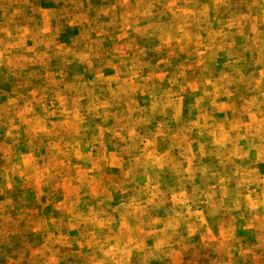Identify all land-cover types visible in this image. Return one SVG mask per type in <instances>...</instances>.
I'll list each match as a JSON object with an SVG mask.
<instances>
[{"label": "rangeland", "instance_id": "rangeland-1", "mask_svg": "<svg viewBox=\"0 0 264 264\" xmlns=\"http://www.w3.org/2000/svg\"><path fill=\"white\" fill-rule=\"evenodd\" d=\"M251 27L217 0H0V157L31 143L60 172L50 184L74 178L52 203L34 181L24 189V232L11 235L28 217L0 214V264L39 257L49 235L68 238L54 250L73 264H124L125 252L127 264H264V25ZM233 67L243 80L232 82ZM120 112L137 126L120 131ZM77 199L71 214L92 216L70 228ZM187 212L210 227L179 223ZM85 230L111 237L104 250L71 243Z\"/></svg>", "mask_w": 264, "mask_h": 264}, {"label": "clouds", "instance_id": "clouds-1", "mask_svg": "<svg viewBox=\"0 0 264 264\" xmlns=\"http://www.w3.org/2000/svg\"><path fill=\"white\" fill-rule=\"evenodd\" d=\"M83 2H86V0H72V8L74 9H80L83 6ZM128 4V0H117V6H125ZM221 4H223V7L225 11L228 12L230 17L232 18L233 22L240 23L243 22L244 24L251 23V31L256 32L257 26L264 25V0H217V7H219ZM91 5H89V8ZM139 5H136V8L139 9ZM153 5L149 4L148 8H152ZM143 14V13H141ZM151 15V13H148ZM49 15H53V13H49ZM163 15V13H161ZM221 23H223L221 21ZM230 27V25H228ZM49 31L47 21H45V24L43 28H38L36 31V35H42L43 33H46ZM163 31V29H162ZM258 35L262 38H264V32L258 33ZM85 39L87 37L85 36ZM154 51H158V49H153ZM8 51V48L6 47L4 49V52H0V55L6 54ZM88 55L95 56L97 55L96 49L88 46ZM239 61V58L237 62ZM257 63H264V57H262L261 61H257ZM147 66V65H145ZM241 70L239 67H233V74H232V82H239L240 80H243V77L240 74ZM180 76H183V73H180ZM150 79V78H149ZM260 80H264V70L260 73ZM175 79L172 81V83H175ZM248 88H253L260 86V81L254 80V78H249L247 81ZM156 85H151V88L155 89ZM171 91V90H169ZM260 95L264 96V87L260 88ZM153 108L156 107V97L153 93ZM164 105V107H167V104L164 103L163 100L160 101ZM142 113L146 110H138ZM114 118L117 119V127L122 132H127L130 128H135L137 124L139 123V120H133L130 113L128 115H125L123 112L120 113H114ZM145 121L148 119L147 116L143 117ZM11 124V121L9 122ZM19 124H11V127H9L8 134L13 136V145L11 146V150L15 152L16 147V141L19 137V133H15L13 135V128H19ZM55 127V126H54ZM27 131V129H26ZM142 142V140H141ZM130 148H136L138 147V144H136L135 140H133V143L129 146ZM37 150L36 146H32L31 143L29 145V152L27 155H24L22 153L16 152L14 155H9L8 152H5V155L3 157H0V160H2V164H0V197H3V200H0V214L7 215L9 212L13 210H18V219L16 223H19L20 219H24L25 217H28V220L25 224L24 228H18L13 226V231L11 235H15L17 233L24 232L28 229L29 225L32 223L31 214L32 210L27 206L29 201L25 194L24 189L27 187L33 186V181L35 182L37 191L39 195L45 196L48 203H52L57 196L59 195V191L61 188L65 190V192L68 191V187L71 183V180L74 178L68 177L66 174L64 176L65 180L69 181V184H61L59 182L55 184H50V181L53 177L60 176V172H54L51 174L47 173V170L43 168V166L39 165L36 161V158L34 157L33 153ZM127 151V149H125ZM18 178V179H17ZM261 183H264V177L260 178ZM47 187V192H40V188ZM77 187H80L78 185ZM196 201L194 200L193 203ZM79 203V199L76 201H73L72 205L67 206V211L70 213V215L67 217V226L68 227H79L81 224H85L92 216L91 213H89L88 216H85L82 213H75V204ZM261 204H264V200L260 201ZM66 204V201H65ZM65 204L57 205V207H64ZM207 215L210 217L214 215L213 212H208ZM176 219L179 221V223H183L189 226L190 230L195 226L196 228L199 227H210L208 224H201L199 221L201 219L199 213H177ZM41 226H43V222L41 223ZM35 231V229H32ZM191 234V231L190 233ZM8 233H5L4 241L8 242ZM109 237L108 239H110ZM108 239H98L96 236H92L91 233L88 231H83L82 235L78 239H74L71 241V243H76L80 245V248L82 249L84 247V243H87L88 246L91 248L93 246H98L99 250H104L108 243ZM68 238L61 236V237H53L52 235L48 236V239L46 241V246L40 249V256L37 257L35 253H32V255H27V259L25 260V254L21 253L20 257L24 260V264H73L72 261H65L64 257L58 256L57 251L54 250V246L56 244L61 243H68ZM238 241H233V244H237ZM136 247H140L137 245ZM125 248L127 246L125 245ZM30 251V248H27V252ZM120 251V249H118ZM72 255L79 256L81 253L79 252V249L76 250V252H73ZM108 255V253H106ZM114 255V254H112ZM127 253L125 252V256H122L121 259L124 260V264H127L126 260ZM12 264H19V261L12 262ZM103 264V262H101Z\"/></svg>", "mask_w": 264, "mask_h": 264}]
</instances>
